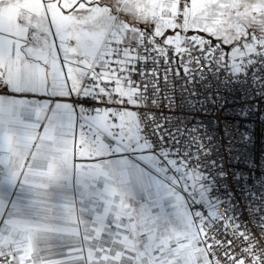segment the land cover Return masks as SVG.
<instances>
[{
  "label": "crops",
  "instance_id": "1",
  "mask_svg": "<svg viewBox=\"0 0 264 264\" xmlns=\"http://www.w3.org/2000/svg\"><path fill=\"white\" fill-rule=\"evenodd\" d=\"M6 11L0 71L12 95H0V255L15 264H204L180 199L153 188L109 111H98L90 129L68 102L105 36L73 53L66 40L56 44L40 11ZM143 26L178 49V37L155 20L115 41Z\"/></svg>",
  "mask_w": 264,
  "mask_h": 264
},
{
  "label": "built area",
  "instance_id": "2",
  "mask_svg": "<svg viewBox=\"0 0 264 264\" xmlns=\"http://www.w3.org/2000/svg\"><path fill=\"white\" fill-rule=\"evenodd\" d=\"M190 0H160L158 20L172 19L178 49L151 26L135 38H105L71 97L78 123L107 109L118 132L119 117L134 114L138 143L184 174L197 173L219 216L197 200L187 214L199 231L204 264H264V46L231 65L215 40L188 35ZM119 89L130 94L119 93ZM0 95H12L0 71ZM0 264H15L0 255Z\"/></svg>",
  "mask_w": 264,
  "mask_h": 264
},
{
  "label": "rangeland",
  "instance_id": "3",
  "mask_svg": "<svg viewBox=\"0 0 264 264\" xmlns=\"http://www.w3.org/2000/svg\"><path fill=\"white\" fill-rule=\"evenodd\" d=\"M40 13L56 44L66 40L73 53L99 45L101 36L115 41L119 33L130 38L136 24L155 20L161 28L177 36L178 28L172 19L158 20L160 0H39ZM33 0H0V12L22 16L38 12ZM184 24L190 22L188 35L200 40L218 41L224 48L225 58L231 64L253 52L257 45L264 46V0H190L185 7ZM31 25V21H28ZM54 35V36H53ZM178 37V36H177ZM65 42V41H64ZM101 42V41H100ZM78 69L79 60H74ZM118 124L123 129L125 145L130 156L152 178L153 188L166 189L180 199L182 216L186 202L194 199L203 203L212 217L219 216L220 204L208 197L206 187L197 173L184 174L167 162L169 176L156 165L162 158L138 143L134 114L125 112ZM123 124L125 127H123ZM139 158V159H138ZM140 160V161H139Z\"/></svg>",
  "mask_w": 264,
  "mask_h": 264
},
{
  "label": "bare ground",
  "instance_id": "4",
  "mask_svg": "<svg viewBox=\"0 0 264 264\" xmlns=\"http://www.w3.org/2000/svg\"><path fill=\"white\" fill-rule=\"evenodd\" d=\"M190 23V22H189ZM138 33V32H137ZM15 95V94H14ZM5 96V95H4ZM73 106V105H72Z\"/></svg>",
  "mask_w": 264,
  "mask_h": 264
}]
</instances>
